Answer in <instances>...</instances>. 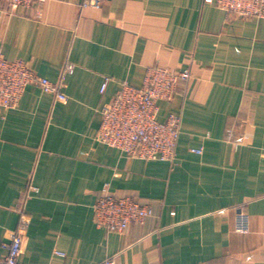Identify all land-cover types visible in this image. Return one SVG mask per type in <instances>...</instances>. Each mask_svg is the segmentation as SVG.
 Returning a JSON list of instances; mask_svg holds the SVG:
<instances>
[{
    "label": "crops",
    "instance_id": "crops-1",
    "mask_svg": "<svg viewBox=\"0 0 264 264\" xmlns=\"http://www.w3.org/2000/svg\"><path fill=\"white\" fill-rule=\"evenodd\" d=\"M81 2L11 10L0 0V54L52 81L74 65L67 100L28 85L16 107L0 109V258L23 203L22 264H264V17L227 16L205 0ZM153 66L191 72L158 101L159 120L180 116L174 160L97 137L103 105ZM105 186L153 214L122 233L98 227Z\"/></svg>",
    "mask_w": 264,
    "mask_h": 264
},
{
    "label": "built area",
    "instance_id": "built-area-1",
    "mask_svg": "<svg viewBox=\"0 0 264 264\" xmlns=\"http://www.w3.org/2000/svg\"><path fill=\"white\" fill-rule=\"evenodd\" d=\"M11 10L19 6H31L44 0H3ZM103 0H82L81 7H98ZM215 4L227 16L242 18L264 17V0H205ZM74 65L66 63L59 80L52 81L40 76L23 59H7L0 54V109L16 107L27 86L36 85L43 92L52 94L59 100H67L65 93L66 77L73 73ZM191 76L188 69L174 71L168 67H149L143 83L135 86L124 83L113 99L101 108L102 121L98 139L118 148L130 156L148 160H174L176 142L180 133V116L170 113L165 121L158 119L160 100H172L178 93L181 83ZM108 78L101 86L104 93ZM228 140L235 145L242 144L244 136L235 135L233 128L226 132ZM192 151L201 153L200 149ZM29 190L38 191L36 186ZM28 196V193L25 194ZM24 196V197H25ZM24 200V199H22ZM20 218L10 240L4 243L8 250L0 264H22L23 239L29 226L30 217L22 203L19 208ZM153 214V207L135 195L115 194L105 186L94 204L95 223L100 228L122 233L132 224H143ZM57 254L64 255L62 252ZM100 264H116L114 258L107 257Z\"/></svg>",
    "mask_w": 264,
    "mask_h": 264
}]
</instances>
